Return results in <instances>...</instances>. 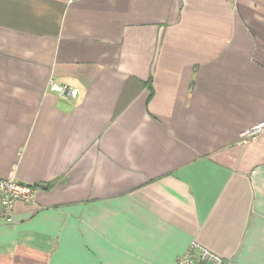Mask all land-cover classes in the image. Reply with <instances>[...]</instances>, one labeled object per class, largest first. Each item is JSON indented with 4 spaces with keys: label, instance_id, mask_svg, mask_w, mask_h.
I'll return each mask as SVG.
<instances>
[{
    "label": "crops",
    "instance_id": "0c3cea01",
    "mask_svg": "<svg viewBox=\"0 0 264 264\" xmlns=\"http://www.w3.org/2000/svg\"><path fill=\"white\" fill-rule=\"evenodd\" d=\"M261 121L264 0H0V264H264Z\"/></svg>",
    "mask_w": 264,
    "mask_h": 264
},
{
    "label": "built area",
    "instance_id": "2783aa9c",
    "mask_svg": "<svg viewBox=\"0 0 264 264\" xmlns=\"http://www.w3.org/2000/svg\"><path fill=\"white\" fill-rule=\"evenodd\" d=\"M50 89L62 96L76 97L79 88L60 84L56 81L50 82ZM264 132V121H261L245 129L241 134V143H248L259 137ZM2 194V217L7 221L14 220V207L18 199L32 201L35 199V187L33 184L25 183L12 174L0 180ZM177 264H237L233 259L224 257L206 246L193 241L186 253L181 255Z\"/></svg>",
    "mask_w": 264,
    "mask_h": 264
}]
</instances>
